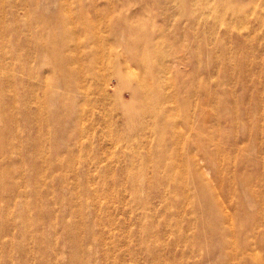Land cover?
<instances>
[{
    "label": "rangeland",
    "instance_id": "obj_1",
    "mask_svg": "<svg viewBox=\"0 0 264 264\" xmlns=\"http://www.w3.org/2000/svg\"><path fill=\"white\" fill-rule=\"evenodd\" d=\"M181 1L0 0V76L17 81L5 82L2 97L32 87L44 118L62 117L65 128H45L53 142L31 164L24 143L37 132L23 129L19 113L8 134L0 118V141L14 146L0 153L8 173L0 258L5 241L24 239L19 231L60 239L68 226L92 250L91 264H264V0ZM61 13L72 33L73 89L41 51L57 35L62 44L67 29L54 30ZM123 65L138 87L132 95L117 75ZM158 72V83L139 86ZM69 99L78 126L65 119Z\"/></svg>",
    "mask_w": 264,
    "mask_h": 264
},
{
    "label": "bare ground",
    "instance_id": "obj_2",
    "mask_svg": "<svg viewBox=\"0 0 264 264\" xmlns=\"http://www.w3.org/2000/svg\"><path fill=\"white\" fill-rule=\"evenodd\" d=\"M187 7H188V4H187ZM178 9L183 10L184 8L182 6ZM189 14L193 16L192 18L193 22H191L189 25L191 29L195 25L197 17L193 13H189ZM51 24H52L51 20L49 19L48 25H51ZM54 25H55L54 30L58 27H63L64 29H67L66 35L62 39V44L60 43V45H55V41L57 40V37H59L57 35L55 38H53L51 42L46 41L44 44L42 43L44 47L41 49V51L45 50L46 52H48V54L54 56L53 59H54V64L56 65V67L57 68L59 67L61 71H64L65 76L68 75L67 80H64L65 82L64 84L66 85V88L73 89V86H70V82H69V77L72 76L73 74L68 67L71 57H70V54H67V51H66L70 46V38L72 35V33L70 32L69 25H68V18L65 17V15L61 13L56 18ZM6 29L7 27L4 30ZM0 30H1L0 34H2L4 30H2L1 28ZM126 30L129 33L135 34V33H139L141 28L138 26L130 25L127 27ZM38 34H39L38 39L41 40V32ZM0 46H1V43H0ZM56 46L57 48H55ZM145 47H146V51L148 52L147 61L150 64H155L156 60H155L154 54L156 53H154V49L148 44L145 45ZM0 64L1 66H5L4 60L1 56H0ZM22 67L23 68L25 67V63L22 65ZM192 73H194V69L192 70ZM117 75L120 76L121 78L125 77V80L127 81L130 77V75L127 74L125 65H123V68L121 70H117ZM160 76L161 74L159 72L155 75H153L152 73H144L143 76L141 77L142 82L139 84V86L140 87L145 86V88L147 89L150 85L158 83L157 79ZM192 76L194 77L193 74ZM5 82L10 85H17V81L14 78H12L11 75L4 76L3 74L2 76H0V118L6 121L7 123L6 132L8 134L10 131L14 129L13 127L17 124L19 113H21V116H23L24 118L25 128L23 129H25V131L33 129L37 132L34 138L30 139L29 142L26 141L24 143L25 149L28 148L29 151L35 154V155H31V156H35L34 158L30 157L31 160L34 159L32 160L31 164H35L36 158L39 159L42 156L44 157L43 153L46 148L45 143L47 142L49 143L50 140H51V143L53 142L51 132L47 133L49 131H47L45 128H47L49 124L54 123V124H58V127L60 128V130L64 131L65 128H61L62 117L51 115V117L49 118L48 117L44 118V115L47 113L48 109L42 103V101H39L36 99V97H34V94L32 93L33 91L32 87L28 89L30 93H28L27 91L26 93L20 94L17 91V93L11 99L2 97L1 90H2V86L6 84ZM19 84L24 85V82H21ZM128 84L124 85L126 87H123V88L129 89L130 91L129 94L132 95L133 93L138 92L137 86L131 84L130 81H128ZM201 89L205 91L207 90L206 86H202ZM69 93L71 94V92ZM31 94H33V96ZM69 100H70L69 101L70 103L65 105V110H66L65 119L67 120V122L71 124V126H78L79 123L81 122V119L79 117L80 113L78 110H76L77 108L74 102L71 99ZM33 101H37L39 103V105L37 106V110H34V111L29 106V104ZM19 102H21V106L18 104ZM127 105H128L127 101H122V106L124 108L123 115L129 118V112L126 110L128 109ZM163 146H166L165 142L159 145L160 148H163ZM13 147L14 146L9 145L7 141H3V140L0 141V153L3 151H9ZM52 151H53L52 152L53 155H57V156L59 155V150L57 148L52 147ZM20 152H21V163L23 164V162L25 161V156H26L23 145H22V148L20 149ZM53 158L54 157L51 158V161H53ZM51 161L49 160L48 162H51ZM62 161L63 160L58 158L57 160H54L52 163L60 165L63 163ZM39 172L40 171H38L37 169L36 170L34 169L31 173L36 174ZM7 174L8 173L4 170L0 171V181H7L6 180ZM2 189H3L2 186H0V192L3 191ZM201 220L207 223L208 219L201 218ZM29 223L35 224L34 221L28 222V224ZM217 231H218L217 227H211L209 228L208 233L213 235L214 232L216 233ZM34 232L35 231L32 232L31 229H25V230L18 232L19 235L24 238L22 241L14 239V238H10L8 239V241H5L3 243V247H4V252L6 253L7 251V253H6V256L3 255L4 257L0 258V264H6L10 262V260L13 261L14 264H91L92 255H93L92 250L86 246H83L82 244L83 238H79L76 234H73L70 231V228L68 226H65L64 237L60 239H48L46 237L35 236L32 234ZM3 233H4L3 231L0 232V239L2 238ZM36 233L38 234L39 231H37ZM59 240L61 242L66 243V248L60 247L58 243ZM11 251H16L19 253V255H17V257H14L12 254L9 253ZM35 254H38V256H36ZM64 258H67V262H64ZM7 259L9 261H6Z\"/></svg>",
    "mask_w": 264,
    "mask_h": 264
}]
</instances>
